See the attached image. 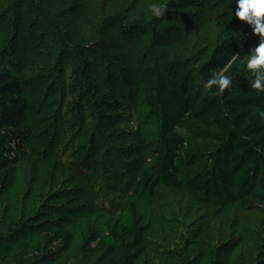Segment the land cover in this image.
<instances>
[{
	"label": "trees",
	"instance_id": "obj_1",
	"mask_svg": "<svg viewBox=\"0 0 264 264\" xmlns=\"http://www.w3.org/2000/svg\"><path fill=\"white\" fill-rule=\"evenodd\" d=\"M201 2L0 0V264H144L160 190L219 207L237 203L247 226L203 253L187 222V235L158 251L155 264H264V92L251 88L241 63L260 37L235 16V0H216L211 35L192 20L180 35V22ZM161 4L156 18L152 6ZM27 34L49 37L40 71L75 120L74 148L88 143L91 160L108 155L142 166L122 210L87 211L59 197L53 164L28 173L31 95L14 53ZM131 46L141 55L137 83L118 55ZM97 57L108 87L95 76ZM212 70L231 77L223 93L204 86ZM118 80L134 85L132 99L116 93Z\"/></svg>",
	"mask_w": 264,
	"mask_h": 264
},
{
	"label": "rangeland",
	"instance_id": "obj_2",
	"mask_svg": "<svg viewBox=\"0 0 264 264\" xmlns=\"http://www.w3.org/2000/svg\"><path fill=\"white\" fill-rule=\"evenodd\" d=\"M192 11L187 20L180 22V35L181 32L188 31L189 26L195 22H199L201 31H207V34L211 35V27L218 22V12L221 11L218 2L202 0ZM190 20L191 24L187 25ZM48 39L47 35L42 42H38L36 37L27 34L25 43L14 51L15 68L21 74L31 95L34 121L33 142L26 158L27 171L33 172L40 166L53 164L59 177V197L69 199L71 203L79 204L87 211L104 206L112 212H118L122 210L124 198L133 191L142 166L131 164L133 160L127 161L108 155L91 160L86 155L88 143L74 148L75 120L64 110L63 101L58 98L52 86H44L45 78L40 71L44 65L42 56L46 52ZM121 54L129 60L137 83L136 67L141 60L140 50L134 46H131L129 51L120 48L118 55ZM63 63H60V69L66 70ZM93 65L99 82L106 87L110 86V83L107 84L106 74L103 73V61L97 57ZM60 79L66 81V72ZM119 83L118 80L114 88ZM133 87L134 85L125 87L119 84L116 93L123 99H132ZM155 209L157 216L145 237V253L140 259L144 264H155L159 256L158 251L175 247L173 241H181L187 235V222L189 227L199 234V244L195 252L203 253L214 248L229 229L240 226L244 229L247 226L246 214L237 203L227 207L198 203L184 192L160 190ZM246 231L250 230L246 228ZM216 251L222 252L218 249ZM219 258L225 263V255H220Z\"/></svg>",
	"mask_w": 264,
	"mask_h": 264
},
{
	"label": "clouds",
	"instance_id": "obj_3",
	"mask_svg": "<svg viewBox=\"0 0 264 264\" xmlns=\"http://www.w3.org/2000/svg\"><path fill=\"white\" fill-rule=\"evenodd\" d=\"M235 16L252 27L253 34L259 35L258 45L254 46L241 63L245 65L246 71L250 73L251 88L258 92H264V0H235ZM166 5H153L152 13L156 18L164 15ZM231 77L223 71L212 70L211 77L204 82L206 89L216 86L220 93L228 89ZM264 117V112L260 113Z\"/></svg>",
	"mask_w": 264,
	"mask_h": 264
}]
</instances>
